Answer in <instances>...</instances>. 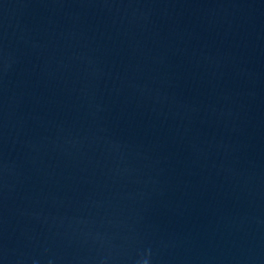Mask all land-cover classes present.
I'll return each instance as SVG.
<instances>
[{
    "label": "water",
    "instance_id": "water-1",
    "mask_svg": "<svg viewBox=\"0 0 264 264\" xmlns=\"http://www.w3.org/2000/svg\"><path fill=\"white\" fill-rule=\"evenodd\" d=\"M0 264H264V0H0Z\"/></svg>",
    "mask_w": 264,
    "mask_h": 264
}]
</instances>
